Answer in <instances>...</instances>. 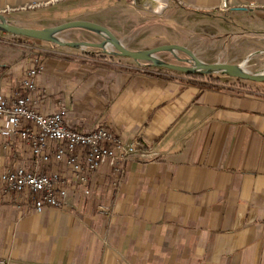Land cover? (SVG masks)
<instances>
[{"label":"crops","instance_id":"0c3cea01","mask_svg":"<svg viewBox=\"0 0 264 264\" xmlns=\"http://www.w3.org/2000/svg\"><path fill=\"white\" fill-rule=\"evenodd\" d=\"M171 1L190 18L221 19V38L240 44V57L228 62H245L254 73L264 70V62L259 69L250 67L264 55V0ZM122 2L0 0V13L57 7L65 9L60 21L100 24L123 43L117 5ZM233 15H240V27L232 24ZM35 58L38 111L48 114L64 106L70 127L105 126L119 138L137 141L139 151L120 178L107 165L98 168L88 195L68 177L64 205L40 213L27 194L6 192L0 179V259L6 264H264V91L157 71L85 48L0 36L1 94L20 91ZM22 166L63 171L61 165L35 164L22 142L0 135V176Z\"/></svg>","mask_w":264,"mask_h":264},{"label":"built area","instance_id":"2783aa9c","mask_svg":"<svg viewBox=\"0 0 264 264\" xmlns=\"http://www.w3.org/2000/svg\"><path fill=\"white\" fill-rule=\"evenodd\" d=\"M226 8L224 3L223 9ZM38 72L39 59L35 58L21 81L20 91L11 97L0 93V135L22 142L29 148L35 164L61 165L63 171L46 173L24 166L9 167L0 179L6 192L27 194L35 212L40 213L64 205L68 177L86 195L90 179L101 166H109L112 175L120 178L128 159L139 151V144L117 137L105 126L83 131L70 127L65 122L64 106L48 114L38 111L33 99ZM0 264L6 261L0 259Z\"/></svg>","mask_w":264,"mask_h":264},{"label":"rangeland","instance_id":"374dc122","mask_svg":"<svg viewBox=\"0 0 264 264\" xmlns=\"http://www.w3.org/2000/svg\"><path fill=\"white\" fill-rule=\"evenodd\" d=\"M134 1L126 0V2L117 4L119 14L122 16L119 25L123 30V43L128 49L143 50L163 44H179L192 50L199 59L206 63H230L228 61L240 57V44H235V41L231 42L227 37L221 38L224 31V22L221 19L209 21L200 17L190 18L186 13L179 11L171 0H138L141 5L136 4ZM159 3H165L166 5L160 7ZM61 10L57 7L44 8L39 11H18L4 15L10 23L21 27L44 28L64 23V21L59 20L65 14L63 12L65 9ZM124 18L126 19L124 20ZM232 24L235 27H240V15H233ZM0 36L17 40V42H40V40L14 36L3 31H0ZM58 36L66 41L69 39H88L84 41L90 42L100 41L97 34L88 33L83 29L66 30ZM85 50L100 53L99 49L85 48ZM156 56L163 61L180 65H185L184 60L188 59V56L182 52H160ZM263 62L264 55H259L255 60L256 65L250 67L259 69L263 66ZM247 67L248 65L245 63L244 68L246 70ZM154 70L182 74L163 68ZM202 79L209 82H213L215 79L217 81L220 79L227 80L228 82L241 83L247 87L264 91V82L258 83L236 79L222 73L207 75Z\"/></svg>","mask_w":264,"mask_h":264},{"label":"water","instance_id":"95a60500","mask_svg":"<svg viewBox=\"0 0 264 264\" xmlns=\"http://www.w3.org/2000/svg\"><path fill=\"white\" fill-rule=\"evenodd\" d=\"M134 2L141 5L138 0ZM159 4L160 7L166 5L165 3ZM69 29H84L93 32L99 35L101 40L99 42L66 41L58 36L61 32ZM0 31L10 33L14 36L50 42L62 47L100 49L107 55L127 57L138 64L143 63V65L150 67L163 68L186 75H213L215 73H222L236 79L258 83L264 82V70L252 73L244 68L245 62L239 64L226 62L206 63L199 59L192 50L179 44H163L143 50L128 49L107 27L86 20H71L52 27L30 28L12 24L6 19L4 14L0 13ZM160 52H182L188 56V59L184 60L185 65L173 64L158 58L156 54Z\"/></svg>","mask_w":264,"mask_h":264},{"label":"flooded vegetation","instance_id":"af4514ba","mask_svg":"<svg viewBox=\"0 0 264 264\" xmlns=\"http://www.w3.org/2000/svg\"><path fill=\"white\" fill-rule=\"evenodd\" d=\"M99 52H96V51H93V52H89L90 54L92 55H98V56H108V57H115V56H112V55H107V54H104L100 49H99ZM98 53V54H97Z\"/></svg>","mask_w":264,"mask_h":264},{"label":"trees","instance_id":"16d2710c","mask_svg":"<svg viewBox=\"0 0 264 264\" xmlns=\"http://www.w3.org/2000/svg\"><path fill=\"white\" fill-rule=\"evenodd\" d=\"M20 37V36H19ZM188 76H193L194 78H204L205 76H207V75H198V74H194V75H188ZM208 76H210V75H208ZM215 81H217V79H215ZM215 81H213V82H215Z\"/></svg>","mask_w":264,"mask_h":264}]
</instances>
